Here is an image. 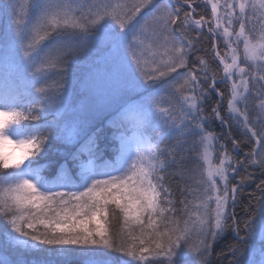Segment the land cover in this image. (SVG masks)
Listing matches in <instances>:
<instances>
[{
  "label": "snow or ice",
  "instance_id": "6c2138e0",
  "mask_svg": "<svg viewBox=\"0 0 264 264\" xmlns=\"http://www.w3.org/2000/svg\"><path fill=\"white\" fill-rule=\"evenodd\" d=\"M195 3H3L0 12L9 21L5 75L0 79V221L5 244L10 239L22 249L74 250L89 257L90 264H105L103 258L113 253L119 256L117 264H211L214 245L230 233L237 245L226 246L228 264H264V179L249 194L260 196L259 207L242 228L235 214L239 196L253 182L247 169L264 176V118L257 124L248 111L253 93L264 110V23L256 38V17L264 21V0L226 2L223 15L218 14V0H208L210 21L202 15L194 19ZM234 23L239 31L229 30ZM205 27L222 76L219 66L210 74L208 61L198 54ZM100 31L109 35L116 66L136 92L127 107L120 105L111 113L107 126L77 112L66 87L71 64L96 45ZM221 35L228 49L223 53L216 46ZM148 63L155 65L151 71H145ZM52 75L58 79L50 83ZM213 124L220 126V133ZM235 129L255 145L243 151L245 141L231 135ZM53 140L64 144L59 150L64 160L61 174L48 180L37 162L48 155ZM5 145L18 154L6 152ZM107 149L113 150L114 160H105ZM189 159L193 166L185 181ZM69 161L78 168L72 175ZM110 216L122 217L118 232H110ZM257 235L259 259L247 255Z\"/></svg>",
  "mask_w": 264,
  "mask_h": 264
},
{
  "label": "trees",
  "instance_id": "16d2710c",
  "mask_svg": "<svg viewBox=\"0 0 264 264\" xmlns=\"http://www.w3.org/2000/svg\"><path fill=\"white\" fill-rule=\"evenodd\" d=\"M4 2H6V0H0V8H2ZM30 2L31 0H18V3L20 4ZM194 7L196 8L194 19H199L201 15L204 16L206 21H210L212 19L211 6L209 5L208 0H196ZM8 24L9 21L5 18L4 13L0 12V79H3L5 75L3 69L5 45L9 40ZM31 26L32 25H29L30 28ZM203 31L204 35L199 39L197 44V47L200 49L198 54L208 61L210 74L211 72L216 71L217 66H219V75L222 76V65H219L218 60H212V56L214 55L212 52V38L207 34L206 27ZM188 35L190 37H194L195 33L189 31ZM30 39L31 37L29 36L25 40V43H27ZM109 39V35L104 31L98 32L96 45L90 51L80 55L79 59L71 64L66 77V87L68 89V95L71 99L73 108L83 115L94 117L93 123L97 126L109 125L111 113L120 105H125V107H127V105L131 103L130 98L136 95L127 74L118 69L116 66L115 60L110 51L111 44ZM224 39L225 38L223 36L216 39L217 49L222 53L228 50L224 45ZM69 44H71V42H69ZM16 55L18 57L20 53L17 52ZM244 66L245 65L242 64V67ZM154 67L155 65L148 63L145 65V71H151ZM189 67H191V64H189ZM56 79H58V77L52 75L49 82L51 83ZM222 90L224 89L222 88ZM214 100L215 97L210 103H214ZM260 101L261 98L255 93H253L248 100L250 118L256 120L257 124L259 123L260 118H264L263 112L259 108ZM34 107L38 108L39 105L36 104ZM164 107H168V105L165 104ZM240 107L243 108V104L240 105ZM51 118L52 117L50 116L49 119ZM212 128L216 133H220L221 131L218 124H213ZM108 134V131L105 130L104 136L107 137ZM65 135H67V133H65ZM231 135L238 141H245L241 145L243 151H248L255 145V141L245 138L239 129L233 130ZM105 143H107V141H105ZM63 147V143L53 140L48 155L43 159H39L37 162L41 175L48 180H55L57 175L61 174L59 165L63 162L64 157L60 155L59 150ZM227 147L231 149V141H228ZM213 154L215 157L216 153L213 152ZM114 159L115 156L113 154V150L107 149L105 160ZM81 160L86 162L87 157H81ZM76 163L78 164L80 161H77ZM192 166L193 161L191 159L187 160L185 166V181L187 180L188 174H190ZM9 171H11V169ZM67 171L69 175H72L73 172L78 171V168L73 167L72 162L69 161ZM247 171L253 173V182L247 184L244 194L239 196L238 204L235 210L236 219L241 223V228L243 227V221L247 220L249 215L256 212L259 207L256 200L260 199V196L257 194L256 198L253 199L249 194L256 192V184L259 183V180L262 177H264L260 175L259 170H255L251 167L248 168ZM240 172L241 175L245 174L244 169H241ZM73 178L75 179L74 176ZM174 179L176 181H180L181 177L176 176ZM238 179L239 177H237V180ZM107 226L109 227L110 232H118L123 227L122 217L110 216ZM4 227V223L0 221V260H6L7 264H90L89 257L81 255L79 252L74 250L67 252L62 250H42L38 254H21L16 252L6 253L5 249H3L5 244L3 241L6 239V237L3 236ZM240 236H244V231L240 232ZM194 243H196V239L194 240ZM227 245H237L236 238L230 233L214 245L212 249L211 264H228L231 254L226 250ZM2 249L3 251H1ZM241 250L242 252L244 251L243 249ZM222 252L224 253L223 255H221ZM103 259L105 260V264H117L119 256L118 254L113 253Z\"/></svg>",
  "mask_w": 264,
  "mask_h": 264
},
{
  "label": "rangeland",
  "instance_id": "374dc122",
  "mask_svg": "<svg viewBox=\"0 0 264 264\" xmlns=\"http://www.w3.org/2000/svg\"><path fill=\"white\" fill-rule=\"evenodd\" d=\"M214 2H216V0H214ZM239 3V0H218V3L221 5V7L220 8H218V14L219 15H223V11H224V9H223V5L225 4V3ZM210 6H211V4H209ZM239 12V9L237 8L236 9V11H235V13H234V15L236 14V13H238ZM249 15H251L250 13H249ZM256 20H257V31H256V38H257V40L259 39V35H260V33H259V27H260V24L261 23H264V21H259V19H258V15H257V17H256ZM235 28L236 29V31H239V25L238 24H233L232 25V27H230L229 28V30L231 31L232 30V28ZM221 31H222V29H221ZM222 36V35H221ZM219 38H220V36H219ZM251 38V37H250ZM232 39H234V36L232 37ZM233 46H235V45H233ZM218 48V47H217ZM218 50V49H217ZM241 54H242V56H241ZM239 55H240V58H241V60H243V44L241 43L240 44V48H239ZM242 64L243 63H241V66H242ZM244 65V64H243ZM260 103H261V101H260ZM242 105V104H241ZM259 108H260V104H259ZM262 112H263V115H264V110H261ZM4 150L6 151V152H10V153H13V154H18V149H15V148H13L12 146H10V145H5L4 146ZM212 156H213V158H214V154L212 153ZM258 173V172H257ZM264 177H262L261 179H263ZM7 239V238H6ZM194 240H195V237L193 238V243H194ZM260 243H261V239H260V237L257 235L256 237H255V244H254V246L253 245H250L249 246V248L247 249V255H249L250 257L251 256H253V254H254V256L257 258V259H259L260 258ZM253 248H254V253H253ZM3 249H5V251H6V253H9V252H11V253H21V254H38V253H40L42 250H35V249H22V248H19L18 246H16L15 245V243L13 242V241H11L10 239H8L7 240V244H4V248ZM3 249L1 250V251H3ZM1 257H2V253H1Z\"/></svg>",
  "mask_w": 264,
  "mask_h": 264
},
{
  "label": "bare ground",
  "instance_id": "6f19581e",
  "mask_svg": "<svg viewBox=\"0 0 264 264\" xmlns=\"http://www.w3.org/2000/svg\"><path fill=\"white\" fill-rule=\"evenodd\" d=\"M223 67V66H222Z\"/></svg>",
  "mask_w": 264,
  "mask_h": 264
}]
</instances>
